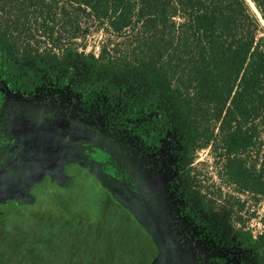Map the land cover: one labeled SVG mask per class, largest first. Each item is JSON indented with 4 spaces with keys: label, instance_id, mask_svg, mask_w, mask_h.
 Listing matches in <instances>:
<instances>
[{
    "label": "trees",
    "instance_id": "1",
    "mask_svg": "<svg viewBox=\"0 0 264 264\" xmlns=\"http://www.w3.org/2000/svg\"><path fill=\"white\" fill-rule=\"evenodd\" d=\"M40 101L168 140L184 210L264 264L240 198L264 199V0H0V103ZM205 148L231 192L197 170Z\"/></svg>",
    "mask_w": 264,
    "mask_h": 264
},
{
    "label": "rangeland",
    "instance_id": "2",
    "mask_svg": "<svg viewBox=\"0 0 264 264\" xmlns=\"http://www.w3.org/2000/svg\"><path fill=\"white\" fill-rule=\"evenodd\" d=\"M101 40L102 33L92 30L84 46L96 52ZM15 104L0 103V264L159 261L151 235L81 166L79 155L101 172L131 177L154 209L161 207L170 241L182 239L189 253L193 248L196 263L226 256L190 218L179 216L167 142L149 153L130 133L79 119L61 104ZM195 163L213 190L232 191L219 180L209 148L198 152ZM240 198L245 226L264 233V199Z\"/></svg>",
    "mask_w": 264,
    "mask_h": 264
},
{
    "label": "flooded vegetation",
    "instance_id": "3",
    "mask_svg": "<svg viewBox=\"0 0 264 264\" xmlns=\"http://www.w3.org/2000/svg\"><path fill=\"white\" fill-rule=\"evenodd\" d=\"M53 100V99H52ZM67 101V100H66ZM43 102V101H40ZM17 104H28V105H40V104H49L53 103L51 102H43V103H30V102H12L8 106L16 105ZM60 105V104H59ZM57 105V106H59ZM61 106L65 107L64 111H69L70 114L73 116H76L79 119L83 120H90L94 122L102 121L103 123H107V125L110 126V128L116 129V130H124L128 133H130L132 136L137 138L139 144L149 153L157 152L160 148H155L154 146L150 145L149 143L144 142L138 135L134 134L132 130L122 127L119 125H116L115 123L110 122L109 120L105 119H92V118H84L78 116L76 113L72 112L67 108L65 105ZM164 142H167V146L169 149L170 157V169H171V181L170 185L172 189L175 191V198L174 200L177 203V211L179 213V216L188 217L192 220L195 226H197L200 230L204 232L206 236L209 237L212 241H214L216 244H218L223 250L226 251V256L224 257H215L214 260L211 259L209 256L208 261L205 263L207 264H239L237 257L234 255L236 254V251H233L230 247L226 246L224 243H220L219 241H216L213 239L207 230V227L204 226L203 222L196 221L194 217H192L188 212L184 210V206L182 203V196L178 190V187L176 186L174 182V176H175V170L173 167L174 164V158L171 154L170 148H169V142L168 140H164ZM161 144V145H162ZM79 161L81 162V166L87 169L90 173L93 174V176L96 177V179L100 182L101 186L106 188L110 193L113 192L115 195H117L124 203H120V205L123 206L125 210L129 212V214L134 217L135 220L138 219V224L148 233L150 236L149 231H152L156 237H158L161 242L162 246H164L165 251V257L163 261H158V264H200L199 261L196 263L195 261V255L193 254L192 250L189 253L188 249L190 247L183 244L182 239L177 238L173 239V241H170L169 237L167 236L165 223L168 222L167 220L163 221V215L160 212L159 208H155L153 206H157L154 201L151 200L148 194L140 192L139 188L136 187V182L134 183L133 179L131 177L126 178L124 174H120L117 171H112L111 169H106V171H99L96 169L95 165H92L87 160H83L84 158L82 155H79ZM92 158L93 155H91ZM161 175V174H160ZM152 201V202H151ZM137 218V219H136ZM151 237V236H150ZM152 239V237H151ZM153 240V239H152ZM154 242V241H153ZM155 244V242H154ZM220 248V249H221ZM158 250V248H157ZM157 255V254H156ZM237 255V254H236ZM155 258L152 259L150 264H153ZM229 260V261H228Z\"/></svg>",
    "mask_w": 264,
    "mask_h": 264
},
{
    "label": "water",
    "instance_id": "4",
    "mask_svg": "<svg viewBox=\"0 0 264 264\" xmlns=\"http://www.w3.org/2000/svg\"><path fill=\"white\" fill-rule=\"evenodd\" d=\"M153 241L155 242L157 248H158V259L159 261H163L164 260V257H165V251H164V246H162V242L161 240L155 236V234L152 232V231H149ZM164 247V248H163ZM157 259V258H156ZM156 259L153 261V264H158V263H155L156 262Z\"/></svg>",
    "mask_w": 264,
    "mask_h": 264
},
{
    "label": "built area",
    "instance_id": "5",
    "mask_svg": "<svg viewBox=\"0 0 264 264\" xmlns=\"http://www.w3.org/2000/svg\"><path fill=\"white\" fill-rule=\"evenodd\" d=\"M95 49H96L95 50L96 51L95 53H97L99 51V45H97Z\"/></svg>",
    "mask_w": 264,
    "mask_h": 264
},
{
    "label": "bare ground",
    "instance_id": "6",
    "mask_svg": "<svg viewBox=\"0 0 264 264\" xmlns=\"http://www.w3.org/2000/svg\"><path fill=\"white\" fill-rule=\"evenodd\" d=\"M252 8L254 9V11H256L255 7L253 6V4L250 2ZM257 12V11H256ZM259 13V12H258Z\"/></svg>",
    "mask_w": 264,
    "mask_h": 264
}]
</instances>
